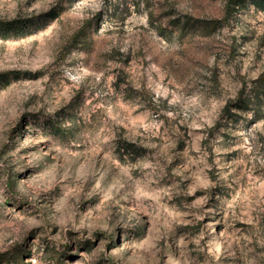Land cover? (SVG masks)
<instances>
[{"label": "rangeland", "instance_id": "rangeland-1", "mask_svg": "<svg viewBox=\"0 0 264 264\" xmlns=\"http://www.w3.org/2000/svg\"><path fill=\"white\" fill-rule=\"evenodd\" d=\"M246 1L207 34L227 0H0L22 23L0 34V257L264 264V11Z\"/></svg>", "mask_w": 264, "mask_h": 264}, {"label": "trees", "instance_id": "trees-1", "mask_svg": "<svg viewBox=\"0 0 264 264\" xmlns=\"http://www.w3.org/2000/svg\"><path fill=\"white\" fill-rule=\"evenodd\" d=\"M250 4L254 5V7L259 10V11H264V0H249ZM247 3L246 0H227L226 3V7H225V17L221 20H211V21H195V25L194 26H199L201 27L203 30H205L207 32V34H212L214 32H216L217 29L219 28H223L224 26H226L228 24V22L230 21V19H232L233 15H235L237 12H239L241 10V8H243L245 6V4ZM47 17H50V19H56L57 18V14L54 11L49 12L48 14H46ZM21 21H9V22H0V34L4 35L7 33H11V32H16L18 33L21 30ZM173 24H176V22H174ZM189 24V21L186 20V23L183 25L184 27H180V26H176L174 27V31H180L182 32L183 30H185V28L187 27V25ZM93 28V25H91L90 23H85V25L82 27V29H80L74 36V45L77 44H82L84 40H87V36H88V31L91 30ZM158 32L162 35V36H167V27L164 26H159L158 27ZM264 79V76L261 75V77L258 79L257 81V87H256V91L260 93L259 88L261 87L260 84H262ZM3 81V75H0V83ZM258 95V94H257ZM133 147L134 145L132 143H126L124 145V149L127 152V154H130L131 152H133ZM12 183H9L8 186H12ZM6 257L1 256L0 257V261H5L6 264H10L12 262V257L10 259H5ZM18 263V262H17ZM19 264V263H18ZM22 264H25L24 262H22ZM56 264H62L61 263V259H58L56 261Z\"/></svg>", "mask_w": 264, "mask_h": 264}]
</instances>
